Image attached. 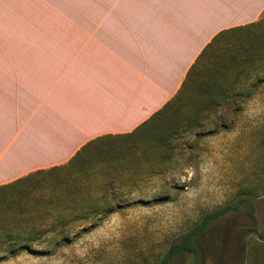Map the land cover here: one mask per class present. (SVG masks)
<instances>
[{
	"label": "rangeland",
	"instance_id": "1",
	"mask_svg": "<svg viewBox=\"0 0 264 264\" xmlns=\"http://www.w3.org/2000/svg\"><path fill=\"white\" fill-rule=\"evenodd\" d=\"M8 1L0 0V17H8ZM208 53L200 80L222 54ZM251 75L232 83L243 92L228 91L219 105L201 102L208 85L187 100L184 109H196L175 116L195 113V124L172 139L168 157L135 133L0 186V264H191L185 253L161 259L205 212L223 206L194 236L202 264H264V72Z\"/></svg>",
	"mask_w": 264,
	"mask_h": 264
},
{
	"label": "crops",
	"instance_id": "2",
	"mask_svg": "<svg viewBox=\"0 0 264 264\" xmlns=\"http://www.w3.org/2000/svg\"><path fill=\"white\" fill-rule=\"evenodd\" d=\"M8 3L0 17V186L132 133L176 94L220 31L264 12V0Z\"/></svg>",
	"mask_w": 264,
	"mask_h": 264
},
{
	"label": "trees",
	"instance_id": "3",
	"mask_svg": "<svg viewBox=\"0 0 264 264\" xmlns=\"http://www.w3.org/2000/svg\"><path fill=\"white\" fill-rule=\"evenodd\" d=\"M241 35H243L242 37H244V39H234L236 38L235 36L240 37ZM228 42L229 44H225ZM215 47L220 48L222 54L220 55L219 53L216 57V64L213 70H211V68L208 71L207 80H200L198 77L200 74H203L202 68L204 66L202 59L210 55L208 52ZM254 72H264V15L256 21L220 31L205 46L195 62L191 65L181 88L176 94L168 100L161 109L156 111L150 119L140 125L132 133L126 134L125 136L131 137L135 133L138 135L141 133L142 137L144 136L148 143L147 145L150 148V152H165L164 156L168 157V155H166V149L168 146H171L172 139L176 138L192 124H195L192 123L193 120L191 121L195 113H192V116H185L183 119L182 115L180 117L175 116L180 110H182V112L187 111L190 114L192 110L196 109L194 106L184 109L188 106H186L187 100H196L206 91L204 87L208 85L210 89H207V91H210V94H208L209 96H207V99L202 97L201 102L207 101L210 105H219L224 98H227L228 91L232 90L236 94H241L243 91L235 90L232 83L237 82L240 76L248 78L252 76L251 74ZM260 80L261 78H257L255 83ZM196 81L201 84L200 86L197 85V90H195ZM219 81L223 84L213 86L212 83H218ZM192 84H194V87L189 90L188 88L191 87ZM187 89L189 92L186 94ZM192 90H195L193 91L195 93L190 97V92ZM132 143L128 145L129 149L132 147ZM156 147L159 149L156 150ZM134 150L135 149H131V151ZM134 152H137V149ZM78 155L79 153L76 157ZM228 209L229 206H223L205 212L198 223L194 224L187 233L183 234L177 241L168 247L161 262H169L180 253H185L191 258V264H202L200 251L195 246L194 236L205 231L211 221L224 214ZM250 216L255 228L256 219L251 213ZM16 253V250L9 251L10 255H15Z\"/></svg>",
	"mask_w": 264,
	"mask_h": 264
}]
</instances>
